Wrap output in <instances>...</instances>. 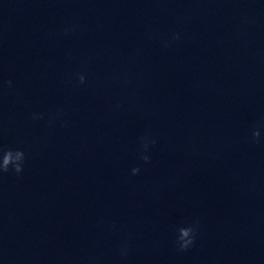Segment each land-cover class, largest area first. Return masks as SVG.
I'll return each instance as SVG.
<instances>
[{"label": "clouds", "instance_id": "obj_1", "mask_svg": "<svg viewBox=\"0 0 264 264\" xmlns=\"http://www.w3.org/2000/svg\"><path fill=\"white\" fill-rule=\"evenodd\" d=\"M174 38L178 39V36H175ZM85 76L83 74L78 75V81L80 84L85 83ZM9 87L11 86V81H8ZM33 118H38L36 114H33ZM253 138L254 140L258 141L260 133L258 131L253 132ZM152 144H155V141L153 140L151 142ZM142 148L146 151L148 148V143H143ZM140 159L144 161V163L150 162V157L147 155H141ZM25 153L22 150L16 149H8L3 150L0 149V175L8 173L9 171H13L16 174H20L24 169L25 164ZM140 171L139 167L132 169V174L136 175ZM177 239L176 244L178 246L179 251H186L188 250L195 242V228L193 226H187V227H180L177 229ZM127 252L126 249L122 250L121 255L126 256Z\"/></svg>", "mask_w": 264, "mask_h": 264}]
</instances>
